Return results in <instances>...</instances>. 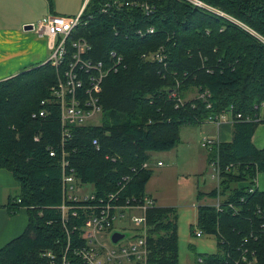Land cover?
Instances as JSON below:
<instances>
[{"label":"trees","instance_id":"trees-1","mask_svg":"<svg viewBox=\"0 0 264 264\" xmlns=\"http://www.w3.org/2000/svg\"><path fill=\"white\" fill-rule=\"evenodd\" d=\"M101 1L89 0L87 23L74 37L88 42V58L104 60L115 51L125 68L103 81L101 125L72 128L63 149L75 177L91 185L96 199L118 192L120 200L141 204L152 175L142 165L152 153L175 148L182 126L203 125L208 115L230 108L243 118L254 115V104L264 101V43L182 0H147L155 7L151 15L125 10L111 16L98 12ZM202 1L264 39V0ZM136 26H152L155 32L139 36ZM160 49L165 65L143 59ZM55 82L56 71L47 63L0 81V169L11 172L18 185L6 207L9 215L24 208L28 217L24 231L0 248V264H50L46 252L54 253L57 263L65 256L69 264H84L74 255L84 245L83 211L62 223L59 156L48 153L60 152L61 146L59 109L41 105ZM191 89L208 91L211 109L199 99L184 100ZM173 92L183 101L177 108ZM43 109L46 115L39 117ZM260 123L264 115L259 123L236 119L232 141L219 143L216 154L208 155V162L217 157L220 168L218 187L210 195L223 200L219 209L198 207L197 228L217 243L215 254L199 256L204 264H247L243 255L264 264V192L253 183L264 173V149L251 142ZM145 215L146 264H178L177 210L153 206Z\"/></svg>","mask_w":264,"mask_h":264},{"label":"built area","instance_id":"built-area-1","mask_svg":"<svg viewBox=\"0 0 264 264\" xmlns=\"http://www.w3.org/2000/svg\"><path fill=\"white\" fill-rule=\"evenodd\" d=\"M182 1L226 20L264 43V39L257 33L222 10L212 7L202 0ZM88 2L89 0H86L84 7L75 16L49 14L31 25L32 30L38 36L46 38L49 53L45 63L56 71V82L49 88V98L42 101L41 105L53 103L59 109L60 152L57 153L53 149L48 152L50 157L59 156L58 162L61 168L62 201L57 208L61 212L63 224L68 223L69 215L73 218L77 216V210L83 211V225L80 229L84 245L76 247L74 255L84 264H146L148 250L145 211L148 207L153 206V201L147 197H143L141 204L136 203L133 198L120 200L118 192L109 194L102 199H96L92 192L83 193L85 185L75 177L74 170L67 160V153L63 149L65 142L70 139L72 128L96 126L88 122L101 117L100 94L103 81L108 75L125 68L123 57L115 51H110L104 60L96 61L88 58L87 55L91 50L90 45L85 39L74 37L76 29L87 23V19H84L83 15ZM125 10L151 15L155 7L147 0H102L98 12L111 16L112 14H121ZM91 17L89 15L87 18ZM115 29L117 27L114 25L112 30ZM133 32L143 36L153 34L155 30L152 26L143 29L136 26ZM142 57L150 62L163 63L165 60L162 49L144 54ZM170 97L176 99V108L182 105L183 101L176 92L171 93ZM195 98L204 102L206 109H211L208 91L198 92L196 90ZM253 109L256 111L254 115L247 116L244 120L246 122H261L264 115V101L254 105ZM45 115L44 109L38 113L39 117ZM35 116L33 115V117ZM236 119H242L241 115H234L229 109L226 112L208 115L204 124L210 123L216 126L226 122L233 124ZM91 144L97 149L99 148L96 139H93ZM218 144L214 138L205 137L202 139V146L209 155L216 154ZM210 166L212 167V179L219 182L220 168L217 157L210 160ZM231 166L229 165L227 169ZM142 168L148 169V163H144ZM253 183L255 185V179H253ZM248 191L252 193L253 189ZM215 207L219 209V204ZM127 215L133 226L134 234L124 242L122 239L112 243L110 236L115 223ZM194 235L201 237L202 232L196 230ZM43 256L49 259L50 264H69L65 256L60 257V263L56 262L57 256L52 252H46ZM241 259L243 263L250 264L246 256H241ZM197 264H204L201 258L198 259Z\"/></svg>","mask_w":264,"mask_h":264},{"label":"crops","instance_id":"crops-1","mask_svg":"<svg viewBox=\"0 0 264 264\" xmlns=\"http://www.w3.org/2000/svg\"><path fill=\"white\" fill-rule=\"evenodd\" d=\"M85 2L86 0H0V81L45 63L49 53L46 38L38 36L34 30H29L27 27L49 14L75 16L84 7ZM214 126L217 129L215 139L218 143H230L232 141V123L226 122ZM251 142L256 149H264V123H260L256 127ZM150 160H154L153 153ZM158 163L161 162L158 161L157 165ZM157 165L152 167V176L154 174L153 168L163 167V165ZM210 178L212 179V177ZM212 180L215 181V185L207 190H200V181L193 184L191 182L185 183L189 190L185 200L195 199L197 201V204L187 203L185 206L181 204L182 197L180 194L175 193V202L167 203L164 202L159 191L148 190L147 192L145 185V197L151 199L154 206L173 207L177 210L178 264H196L200 255H212L217 251L215 236L204 234L197 228L198 207H215L223 200L217 195H210L218 187V181ZM202 182L205 188L207 181L203 179ZM255 186L258 191L264 192V173L256 175ZM16 189H18V185L12 173L0 169V248L18 237L27 225L28 217L24 208L15 215H9L6 207L9 193ZM213 197L218 199L215 204L209 203ZM192 228L194 231H201L202 236L195 237Z\"/></svg>","mask_w":264,"mask_h":264},{"label":"rangeland","instance_id":"rangeland-1","mask_svg":"<svg viewBox=\"0 0 264 264\" xmlns=\"http://www.w3.org/2000/svg\"><path fill=\"white\" fill-rule=\"evenodd\" d=\"M195 96L196 90L191 89L186 93L184 100L193 99ZM88 123L99 126L101 125V117H97ZM216 136L217 129L210 123H206L202 126H182L179 132L180 142L175 148L170 151L153 153L154 160L149 161V169L152 170V167L156 166L158 161L161 162L163 167L153 168L154 174L153 176L151 175V180L146 184V191H159L162 194L164 202L167 203L175 202L174 195L178 193L182 197L181 204H183V206L187 203L197 204L195 199L185 200L187 198V192L189 191L185 183L191 182L193 184L200 181V190H207L212 186L214 187L215 181L210 178L212 167L210 166V162H208L209 153L202 146V139L205 137L215 139ZM203 179L207 181L205 188L202 185ZM89 192H92L91 185H85L83 187V193ZM17 194L18 189L9 193L11 197ZM217 200V197H213L209 203L215 204ZM114 232L125 235L122 242L126 241L134 234L133 226L128 215L115 223L112 233ZM203 238H205L204 235Z\"/></svg>","mask_w":264,"mask_h":264},{"label":"water","instance_id":"water-1","mask_svg":"<svg viewBox=\"0 0 264 264\" xmlns=\"http://www.w3.org/2000/svg\"><path fill=\"white\" fill-rule=\"evenodd\" d=\"M27 29L31 30L32 28H31V26H29V27H27ZM110 238H111L112 243H116V242L124 239L125 235L122 233H119V232H114L111 234Z\"/></svg>","mask_w":264,"mask_h":264},{"label":"bare ground","instance_id":"bare-ground-1","mask_svg":"<svg viewBox=\"0 0 264 264\" xmlns=\"http://www.w3.org/2000/svg\"><path fill=\"white\" fill-rule=\"evenodd\" d=\"M250 29H251V28H250ZM241 30H242V29H241ZM242 31H243V30H242ZM243 32H244V31H243ZM256 33H257V32H256ZM247 34H248V33H247ZM250 36H251V35H250ZM118 72H119V71H118ZM175 90H176V89H175ZM202 90H203V89H202ZM200 91H201V90H200ZM175 100H176V99H175ZM175 100H174V101H175ZM176 103H177V102H176ZM202 103H203V102H202ZM254 105H255V104H254ZM205 106H206V104H205ZM230 109H231V108H230ZM254 111H255V110H254ZM253 113H254V112H253ZM237 114H238V113H237ZM234 115H236V114H234ZM241 116H242V115H241ZM249 116H251V115H249ZM242 119H244V118L242 117ZM242 119H241V120H242ZM202 122H203V121H202ZM148 165H149V163H148ZM145 169H146V168H145ZM148 169H149V168H148ZM231 169H232V168H231ZM153 206H154V205H153ZM153 206H152V207H153ZM148 208H149V207H148ZM145 213H146V211H145ZM146 258H147V257H146Z\"/></svg>","mask_w":264,"mask_h":264}]
</instances>
